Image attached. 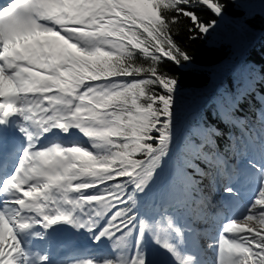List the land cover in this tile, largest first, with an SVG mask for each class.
Returning a JSON list of instances; mask_svg holds the SVG:
<instances>
[{
    "label": "snow or ice",
    "instance_id": "obj_1",
    "mask_svg": "<svg viewBox=\"0 0 264 264\" xmlns=\"http://www.w3.org/2000/svg\"><path fill=\"white\" fill-rule=\"evenodd\" d=\"M256 7L0 0V264H156L150 245L166 264H264V63L210 95L177 74L203 72L192 44L247 32ZM61 229L96 253L55 260Z\"/></svg>",
    "mask_w": 264,
    "mask_h": 264
},
{
    "label": "trees",
    "instance_id": "obj_2",
    "mask_svg": "<svg viewBox=\"0 0 264 264\" xmlns=\"http://www.w3.org/2000/svg\"><path fill=\"white\" fill-rule=\"evenodd\" d=\"M256 4L257 7L254 9L256 15L247 32L239 31L228 23L222 25L214 43L196 41L192 44L191 51L204 66V71L196 74L177 72L181 75L186 91L198 90L202 94L210 95L218 87H231L232 77L237 73L228 71L229 69L233 67L239 69L246 62L257 65L264 63V45L260 43L261 31L264 30V16L259 14V0H256ZM220 69L224 71H219Z\"/></svg>",
    "mask_w": 264,
    "mask_h": 264
},
{
    "label": "rangeland",
    "instance_id": "obj_3",
    "mask_svg": "<svg viewBox=\"0 0 264 264\" xmlns=\"http://www.w3.org/2000/svg\"><path fill=\"white\" fill-rule=\"evenodd\" d=\"M150 250H151V255L155 262L157 261L156 259L160 257V255L161 257L163 256L161 253L157 251V249L154 246L150 245Z\"/></svg>",
    "mask_w": 264,
    "mask_h": 264
},
{
    "label": "bare ground",
    "instance_id": "obj_4",
    "mask_svg": "<svg viewBox=\"0 0 264 264\" xmlns=\"http://www.w3.org/2000/svg\"><path fill=\"white\" fill-rule=\"evenodd\" d=\"M167 259H159L158 261H156V264H166Z\"/></svg>",
    "mask_w": 264,
    "mask_h": 264
}]
</instances>
